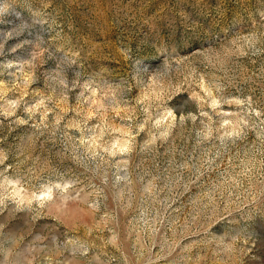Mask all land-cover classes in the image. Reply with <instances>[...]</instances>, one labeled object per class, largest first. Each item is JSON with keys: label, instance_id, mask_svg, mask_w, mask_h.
Listing matches in <instances>:
<instances>
[{"label": "rangeland", "instance_id": "obj_1", "mask_svg": "<svg viewBox=\"0 0 264 264\" xmlns=\"http://www.w3.org/2000/svg\"><path fill=\"white\" fill-rule=\"evenodd\" d=\"M0 264H264V0H0Z\"/></svg>", "mask_w": 264, "mask_h": 264}]
</instances>
